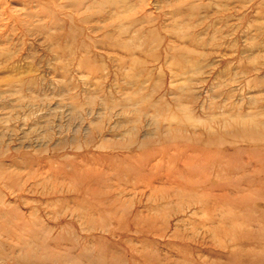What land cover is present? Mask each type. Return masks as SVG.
I'll use <instances>...</instances> for the list:
<instances>
[{
  "label": "rangeland",
  "instance_id": "374dc122",
  "mask_svg": "<svg viewBox=\"0 0 264 264\" xmlns=\"http://www.w3.org/2000/svg\"><path fill=\"white\" fill-rule=\"evenodd\" d=\"M261 135L264 0H0V264H264Z\"/></svg>",
  "mask_w": 264,
  "mask_h": 264
},
{
  "label": "bare ground",
  "instance_id": "6f19581e",
  "mask_svg": "<svg viewBox=\"0 0 264 264\" xmlns=\"http://www.w3.org/2000/svg\"><path fill=\"white\" fill-rule=\"evenodd\" d=\"M260 137V136H259ZM261 137H263L264 138V136L263 135H261ZM102 178V177H101ZM100 182L101 181H103V180H99ZM192 182V180H189L188 181V186L190 187V189H192V190H196V191H198V190H200L201 188V186H199L198 184H189V183H191ZM95 183V182H94ZM198 189V190H197Z\"/></svg>",
  "mask_w": 264,
  "mask_h": 264
}]
</instances>
